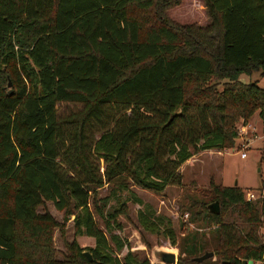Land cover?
Returning <instances> with one entry per match:
<instances>
[{"label":"trees","instance_id":"1","mask_svg":"<svg viewBox=\"0 0 264 264\" xmlns=\"http://www.w3.org/2000/svg\"><path fill=\"white\" fill-rule=\"evenodd\" d=\"M179 4L0 0V264H163L117 256L126 243L116 217L129 201L143 229L185 255L174 264H264V195L247 200L237 185L211 181L197 188L178 207L209 235L191 230L176 243L170 220L130 189L181 185L189 157L234 146L236 124L255 111L264 122V90L238 80L264 75V0H203L204 27L171 19ZM58 103L79 107L62 115ZM47 201L73 214L74 232L93 246L72 243L55 259L57 222L37 210ZM209 249L220 263L191 260Z\"/></svg>","mask_w":264,"mask_h":264},{"label":"rangeland","instance_id":"2","mask_svg":"<svg viewBox=\"0 0 264 264\" xmlns=\"http://www.w3.org/2000/svg\"><path fill=\"white\" fill-rule=\"evenodd\" d=\"M167 15L179 24H197L206 26L209 19L206 15L203 0H180V4L170 9ZM238 80L242 83H255L257 87L264 90V75L260 72L241 74ZM8 87V86H7ZM11 91L10 86L7 88ZM79 104L58 103L57 112L67 114L76 110ZM237 137L234 146L224 149H207L200 151L189 157L181 164L178 171L181 175V185L167 186L162 192L155 193L138 186H130L131 191L139 197L142 202L149 204L155 213L166 216L175 231L176 243L180 242L186 232L196 230L199 233L208 234L211 226L205 227L203 221L190 216L189 213H181L179 202L186 195L194 194L199 197L198 189L206 187L211 181L213 184L231 186L236 184L242 191H256L264 186V150L261 149V135L264 130L262 122L256 111L248 119L246 125L236 124ZM239 152H245V157L241 158ZM262 154V157H261ZM261 157V158H260ZM194 184L196 187H193ZM98 196H103L108 192L106 185L97 188ZM123 196L128 195L126 192ZM215 200H209L208 203ZM186 202V200H184ZM207 203V204H208ZM140 206L134 202H127L126 209L116 217L120 224V229L114 232L125 240V245L116 254L122 257L129 250L136 259H147L151 263H161L160 252H172L176 259H184L185 255L179 253L176 245H171L161 234L152 233L143 229L136 220V210ZM217 207L220 206L217 201ZM38 211H48L57 222L53 229L52 245L53 255L57 260L69 257V246L74 243L81 248L93 246V239L85 235L74 232L73 214H65L63 210H57L51 202H45L44 206H39ZM98 226L104 229L103 222L94 213ZM261 239L264 241V227H259ZM82 251H87L83 249ZM210 251V249H209ZM212 251V250H211ZM212 260L218 258L211 256ZM226 264V261H221Z\"/></svg>","mask_w":264,"mask_h":264},{"label":"water","instance_id":"3","mask_svg":"<svg viewBox=\"0 0 264 264\" xmlns=\"http://www.w3.org/2000/svg\"><path fill=\"white\" fill-rule=\"evenodd\" d=\"M7 86H10V83L7 82ZM10 92V91H9ZM236 185V184H234ZM206 209L211 212V213H218L219 209L217 207V201H213L210 202L206 205ZM82 254L84 255V257L87 260H91V255L89 253V251H83ZM213 255L212 251H205L204 253H202L201 255L192 257L191 260L195 261V262H200L208 257H211ZM160 260L161 263L163 264H174L175 262V255L172 252H160ZM243 263H245V261L243 260Z\"/></svg>","mask_w":264,"mask_h":264},{"label":"built area","instance_id":"4","mask_svg":"<svg viewBox=\"0 0 264 264\" xmlns=\"http://www.w3.org/2000/svg\"><path fill=\"white\" fill-rule=\"evenodd\" d=\"M239 155L241 158H243V157H245V152H239ZM263 195H264V186L257 188L256 191L248 190V191H246V193H244V197L247 200L256 199V198L261 197Z\"/></svg>","mask_w":264,"mask_h":264}]
</instances>
